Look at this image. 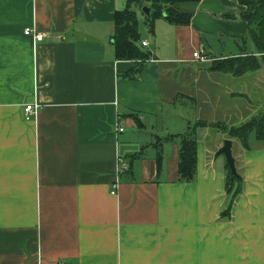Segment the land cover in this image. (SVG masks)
I'll list each match as a JSON object with an SVG mask.
<instances>
[{
  "label": "crops",
  "instance_id": "0c3cea01",
  "mask_svg": "<svg viewBox=\"0 0 264 264\" xmlns=\"http://www.w3.org/2000/svg\"><path fill=\"white\" fill-rule=\"evenodd\" d=\"M125 3L0 0V264H264V142L236 141L242 183L230 194L220 156L198 141L193 180L178 176V137L197 135L188 131L203 120L190 121L199 97L210 114L243 109L236 83L249 73L213 72L211 61L256 55L253 43L239 46L252 42L246 8L177 3L190 23L159 19L152 35L144 26L151 56L130 78L136 64L113 50ZM198 49L208 62L193 60Z\"/></svg>",
  "mask_w": 264,
  "mask_h": 264
},
{
  "label": "trees",
  "instance_id": "16d2710c",
  "mask_svg": "<svg viewBox=\"0 0 264 264\" xmlns=\"http://www.w3.org/2000/svg\"><path fill=\"white\" fill-rule=\"evenodd\" d=\"M200 0H128L126 8L114 14V34L113 50L117 61H130L142 63L150 59L151 54L143 50L140 46V35L138 31L137 12H142L144 7L150 9L149 16L143 13L144 25L148 33H154L155 23L159 19H164L173 25L187 26L190 23V16L182 14L176 10L177 3H197ZM246 11L241 16L248 23L250 40L256 48L255 56L241 55L237 58H230L223 61L212 60L211 71L217 73H227L234 77L242 76L246 73H252L261 68L264 63V0H239ZM140 71V64L136 66L125 76L134 78ZM212 128L216 132L226 135L227 139L240 142L242 148L249 149V141L254 136V140L264 142V113L240 126L239 128H228L220 122L208 123L204 120H198L194 126L189 128L188 132L198 129ZM181 141L179 144V161L178 176L180 181L190 182L196 168V139L192 135L186 134L178 137ZM225 191L230 194L233 188H238L242 179L233 178L228 166L225 164ZM234 195L236 193L234 192ZM231 204L228 205L224 217L229 216Z\"/></svg>",
  "mask_w": 264,
  "mask_h": 264
},
{
  "label": "rangeland",
  "instance_id": "374dc122",
  "mask_svg": "<svg viewBox=\"0 0 264 264\" xmlns=\"http://www.w3.org/2000/svg\"><path fill=\"white\" fill-rule=\"evenodd\" d=\"M128 0H126L127 2ZM126 4V3H125ZM125 6V5H124ZM135 11L137 13H139V16L141 15V12L137 9H135ZM138 31H139V35L141 30L144 28V18L142 20H140V17H138ZM142 39H141V35H140V41L139 44L141 43ZM249 44H252V42H250L249 40L246 42V45L244 44H240L239 46L242 48V50H244L245 48H249ZM225 51H227V48H225ZM217 55H220L222 53H216ZM247 75V74H246ZM249 76L243 78L242 82H238L236 83L237 85L240 84L243 86L242 90L240 92L243 93V91H245V95L246 98L241 100L242 102H240V105L243 107L242 111H240L238 114H232V115H228L227 113L223 112L221 109H219V111L217 113H213L210 114L206 111V101L205 100H198V106L202 107V110H198V115L196 116V113H193L190 116V121L193 120H197V119H203L204 121H207L208 123H215V122H220L223 125H225V127L228 128H239L240 126L250 122L253 117H258L260 115H262L264 113V63H262V67L260 70L258 71H253L252 73L248 74ZM223 77V76H222ZM223 79V78H222ZM215 85L211 86V88H213V91L219 93L220 95V103L224 102V98H222V92L219 91L218 89L214 88ZM206 97V95H205ZM239 98L235 100V102H238ZM248 102H250L252 104L251 107H249ZM183 118H187L186 114L189 112L190 108L189 107H185L183 106ZM204 116H203V115ZM202 115V118H199ZM141 126L140 122L134 123V133H138V131L141 130V128H139ZM133 133V132H132ZM127 134L131 135L130 131H126L123 135L126 136ZM194 134V133H193ZM192 134V135H193ZM197 135H200L199 140L196 139ZM197 135H194V139H196V141L200 142L201 145L207 146L210 149L211 152V156L212 158H216V153H218V151L220 150V148L223 146L224 141L227 139L226 135H223L220 132H216L214 129L212 128H206V129H199L197 131ZM137 136V135H136ZM254 138V136L251 137ZM216 146H218L219 150L218 151H214V147L216 148ZM239 144L236 142V140H233L232 143V154L233 156L237 155V148H239ZM218 162H221L224 166H225V159L223 156L219 157Z\"/></svg>",
  "mask_w": 264,
  "mask_h": 264
},
{
  "label": "built area",
  "instance_id": "2783aa9c",
  "mask_svg": "<svg viewBox=\"0 0 264 264\" xmlns=\"http://www.w3.org/2000/svg\"><path fill=\"white\" fill-rule=\"evenodd\" d=\"M25 35L26 36H30L33 41L35 42H40L43 40L42 35L35 33V32H31L30 30H26L25 31ZM143 46H146V44H143ZM193 60L198 61L200 63H206L208 62V58L207 55L205 53V51L203 49H198L195 52H193V56H192ZM41 108V105H39L38 103H33V104H27L23 107L24 111V119L26 121H31L33 120L36 115L38 114V110ZM117 132L118 133H122L123 132V128L122 127H118L117 128ZM118 166L120 168V170L124 171L125 169L128 168L127 164L125 162H123L122 160H119ZM116 185L112 186V190L110 192L111 195H115L116 194Z\"/></svg>",
  "mask_w": 264,
  "mask_h": 264
},
{
  "label": "water",
  "instance_id": "95a60500",
  "mask_svg": "<svg viewBox=\"0 0 264 264\" xmlns=\"http://www.w3.org/2000/svg\"><path fill=\"white\" fill-rule=\"evenodd\" d=\"M142 13L148 17L149 13H150V9H148L147 7H144L142 9ZM231 148H232V141L230 139H226L223 143V146L220 148L218 153H216V156H223L225 159V163L230 170L231 176L233 178L240 180L241 178H239V176L236 172V166L234 163V158L232 155V149Z\"/></svg>",
  "mask_w": 264,
  "mask_h": 264
}]
</instances>
